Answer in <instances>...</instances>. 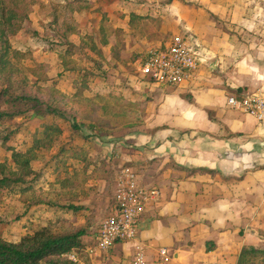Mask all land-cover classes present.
Masks as SVG:
<instances>
[{
    "label": "crops",
    "instance_id": "0c3cea01",
    "mask_svg": "<svg viewBox=\"0 0 264 264\" xmlns=\"http://www.w3.org/2000/svg\"><path fill=\"white\" fill-rule=\"evenodd\" d=\"M165 6L169 12L159 15L148 14L146 4L130 8L122 25L127 34L119 38L128 58L182 36L199 63L181 84H157L138 72L128 75L133 88L121 90L132 101H142L141 93L150 98L114 139L119 165L135 169L140 186L160 191L139 221L138 239L147 246V264H238L245 246L264 248V123L227 101L233 94L264 97V0ZM118 27L110 23L111 44ZM96 83L93 97L109 93ZM99 227L83 237L79 264H134L136 241L90 252Z\"/></svg>",
    "mask_w": 264,
    "mask_h": 264
},
{
    "label": "rangeland",
    "instance_id": "374dc122",
    "mask_svg": "<svg viewBox=\"0 0 264 264\" xmlns=\"http://www.w3.org/2000/svg\"><path fill=\"white\" fill-rule=\"evenodd\" d=\"M29 1L33 3L28 18L23 23L21 30L9 37L12 47L23 54L20 62L15 61L20 70L12 77V82L18 83L28 78L26 90L30 91V82H33L35 77L31 76L28 68L35 67V64L40 62L45 63L49 66L48 76L50 77V81L45 85V88L48 85L54 86L56 89L55 96L62 106L72 109L65 111L68 118L49 115L42 119H32L30 117L32 111H27L23 115L0 119V161H10L9 147L17 145L19 148L26 149L30 146L36 136H41L46 125L62 126L63 133L58 137L53 148L42 150L39 153L38 161L35 162L36 170L43 171V169H47L44 177L35 184V188L38 190L36 195H48V199L52 201L59 200V185L51 189L50 183L54 180L53 169L60 164L61 174L65 173V176L68 172L72 175L73 172L79 171L75 173V181L78 185L79 202H83L82 205L86 206V210L77 214L68 213L64 215V213H61L57 215L54 213L52 206L47 207L44 204L32 208L34 215L32 213L27 215V218L33 217L34 222L27 220L25 223V218L14 221L15 216L24 212L23 196L20 197L14 194L6 197L0 194V236L13 241L19 239V234H22L25 228L32 229L45 224V220L49 216L52 220L57 216L66 219L65 222L56 224L55 230L58 231H61L59 229L85 225H87L88 231L92 228H94L93 230L98 229L100 222L105 217L107 206L111 202L113 203L112 192L116 173L124 166L119 165L117 160L116 156L121 148L120 145L116 147L114 139L120 136L122 124L135 122L136 115L142 114L144 104L150 100L149 96L145 95L146 93L140 94L142 101L139 102L132 101L129 95L126 97L122 94L121 90L123 88H133L131 77H128V75L140 73L138 61L146 54V52L143 54L132 53L128 58L122 56V41L119 38L127 34L122 25L130 8L135 5L146 4L149 9L151 8L148 10V14L152 12V15L169 12L167 6H165L167 0H92L91 2L102 8L101 11L89 8L83 9L81 12H75L74 15L70 14V10L78 6L80 8L86 7L84 1H76L71 6L66 3L68 0ZM111 16L115 17V19H111L112 21H110ZM103 17L107 28H110V23L112 25L114 23L116 26L119 25L116 30L118 38L116 44H111L109 38V44L102 48V57L84 55L83 53L87 51L81 48L80 43L86 32L90 34L97 33L95 35L99 39L97 28ZM57 20L58 23H54ZM64 25L75 26L76 33L70 34L67 39L63 38ZM110 35L109 33V37ZM70 44H73V47ZM67 48L71 49V54L81 63V66L95 69V77H91L89 82L94 84L98 82L96 87L102 84L103 89H109L107 95L103 93L104 95L93 97L90 84L88 90L77 89L73 85L74 73L63 71L62 74H59L63 70L59 54H63ZM74 92L77 93L74 95ZM84 102L89 105L88 108L78 109L77 106ZM0 107L8 109L12 106L4 101ZM16 108V110H24L30 108V104H18ZM74 111L78 113L74 114ZM87 113H89V116ZM73 115L83 124L84 133L71 129V117ZM90 126H95V129L92 130L93 135H90L91 139L88 138L90 137L88 135V132L91 131L88 129ZM61 148L64 150L63 155H61L62 159H53L52 156H55ZM65 153L75 157L64 162ZM48 160H51L49 165L48 163L45 164V161ZM62 166L64 167L62 168ZM95 166L98 168V173L96 175L93 173L96 177L94 175L89 176L88 171H93ZM40 191L43 193L40 194Z\"/></svg>",
    "mask_w": 264,
    "mask_h": 264
},
{
    "label": "trees",
    "instance_id": "16d2710c",
    "mask_svg": "<svg viewBox=\"0 0 264 264\" xmlns=\"http://www.w3.org/2000/svg\"><path fill=\"white\" fill-rule=\"evenodd\" d=\"M76 1H84L86 7H73L70 10L71 15L89 8L96 11L102 10L99 5L91 2L92 0H68L66 3L71 6ZM172 1L174 0H167V4ZM32 3L29 0H0V106L4 101L12 106L8 109L0 107V119L23 115L27 111H32L30 116L32 119H42L49 115L68 118L65 111L72 108L62 106L59 99L55 96L56 89L54 86L48 85L45 88V85L50 81V77L48 76L49 66L47 64L40 62L35 64V67L28 68L31 76L35 77V80L30 82V91L26 90L28 78L18 83L12 82V77L20 70V67L16 66L15 61L20 62L23 54L12 47L9 37L21 30L23 23L28 18ZM136 16H138L136 13L131 12V18H135ZM104 17L101 18V23L97 28L99 39L95 35L97 33H85L86 35L80 43L81 48L88 52H84V55H98L102 57V48L109 44L110 30L105 25ZM54 23L57 24L58 20ZM63 27L62 36L66 39L70 34L73 35L77 31L75 26L64 25ZM71 43L73 42L71 41ZM70 45L73 47V44ZM71 53V49L67 48L63 54H59L63 67L62 72L59 74H62L63 71L65 73H74L73 85L77 89L88 90L89 84H91L89 81H91V77H95L96 71L93 68L81 66V63ZM76 93L74 92V95ZM97 95L95 94L94 96ZM22 103L30 104V108L16 110V106ZM74 110L76 111V109ZM75 111L74 114L78 113ZM87 115L89 116V113ZM70 127L73 131L84 133L83 124L79 122L75 115L71 117ZM88 129L91 130L88 132V135H93L92 130L95 129V126H90ZM62 133V126L46 125L41 136H36L30 146L26 149L19 148L17 145L11 146L8 148L10 161H0V194L6 197L14 194L20 197L23 196L24 212L21 215L15 216L14 221L25 218V223L27 220L34 222L33 217L27 218V215L32 213L34 206L44 204L47 207L52 206L54 213L57 215L61 213H64V215L68 213L77 214L86 210V206L79 202L78 185L75 181V173L79 171L73 172L74 174L72 175L68 172L67 176H65V173L61 174L62 169L59 167L61 166L60 164L53 169L54 180L50 183L51 189L59 185V200L52 201L48 199V195H36L38 190H36L35 184L44 177L47 169H43V171L36 170L35 162L38 161L39 153L42 150H51L53 148L56 140ZM88 138L91 139V136ZM63 153L64 150L61 148L52 157L55 160L58 158L62 159L61 155ZM64 155V162L69 158L75 157L74 155L70 156L68 153ZM50 162L51 160L45 161V164L48 163L49 165ZM88 173H90L89 176L96 175L98 168L95 166L94 170H90ZM42 193L40 191V194ZM32 214L34 215V213ZM65 220L62 216H57L54 220L49 216L45 220L46 223L40 227L25 228L24 232L19 234L17 241L0 236V264H79L80 255L85 245L83 237L87 234L88 227L85 225L63 230L59 229L61 231L55 230L56 224L65 222ZM71 254L77 257L76 261L69 258ZM238 264H264V248L245 246L239 255Z\"/></svg>",
    "mask_w": 264,
    "mask_h": 264
},
{
    "label": "built area",
    "instance_id": "2783aa9c",
    "mask_svg": "<svg viewBox=\"0 0 264 264\" xmlns=\"http://www.w3.org/2000/svg\"><path fill=\"white\" fill-rule=\"evenodd\" d=\"M198 65L196 50L182 36H176L165 47L149 48L139 61V72L157 84L178 85L191 80ZM227 103L264 123V97L261 94H233ZM159 197L158 188L140 186L136 170L124 165L115 176L113 203L100 224L97 243L90 252H106L117 242L136 241L133 263L147 264V246L138 239V226L148 205ZM158 253L167 258L166 248L159 249ZM69 258L77 260L72 254Z\"/></svg>",
    "mask_w": 264,
    "mask_h": 264
}]
</instances>
